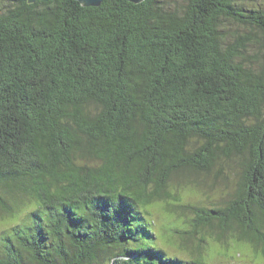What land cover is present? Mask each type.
I'll return each mask as SVG.
<instances>
[{"label":"trees","instance_id":"obj_1","mask_svg":"<svg viewBox=\"0 0 264 264\" xmlns=\"http://www.w3.org/2000/svg\"><path fill=\"white\" fill-rule=\"evenodd\" d=\"M263 5L0 0V264H264Z\"/></svg>","mask_w":264,"mask_h":264},{"label":"rangeland","instance_id":"obj_2","mask_svg":"<svg viewBox=\"0 0 264 264\" xmlns=\"http://www.w3.org/2000/svg\"><path fill=\"white\" fill-rule=\"evenodd\" d=\"M178 2L181 3V0H178ZM260 3L261 5H263L264 0H260ZM203 180L204 184L200 186L198 192L195 194H193L191 190H188L186 188H175L176 193L181 198V201H184L185 203L199 202L204 206L211 207L209 206L211 203H220L227 199V193L229 192L228 184L223 181H214L213 176L211 175L209 177H205ZM175 184L177 183H174V185ZM148 210L150 212V216H147V219H152L155 222L153 230L159 238V244L160 242H164V240L166 239V230L175 226H179L180 222L183 220L182 218H173V216L171 217L168 213L164 212L160 206H153ZM17 218L18 219L14 220V222L8 221L5 227L0 225V230L7 231L13 227L17 228V226L21 225L25 220L24 215H21V213L18 214ZM1 235L2 234H0V237ZM163 250L169 256L177 257L179 259L188 258L185 251H181L179 249L177 250L174 245H166L164 246ZM219 250L215 248V251L210 254V257L214 259L209 258L207 261L208 264H250L249 248H246L244 246L240 247V252L243 255L244 259L243 257L237 258L235 255L236 252L229 253L226 256L221 255L220 257H217L215 254H220ZM208 255L209 254L206 253L205 258H208ZM232 257H235V259H233Z\"/></svg>","mask_w":264,"mask_h":264},{"label":"water","instance_id":"obj_3","mask_svg":"<svg viewBox=\"0 0 264 264\" xmlns=\"http://www.w3.org/2000/svg\"><path fill=\"white\" fill-rule=\"evenodd\" d=\"M29 2H34L36 0H28ZM40 1H43V2H47V1H50V0H40ZM76 2H79L82 6L84 7H98L103 0H74ZM133 4H139L145 0H127Z\"/></svg>","mask_w":264,"mask_h":264},{"label":"flooded vegetation","instance_id":"obj_4","mask_svg":"<svg viewBox=\"0 0 264 264\" xmlns=\"http://www.w3.org/2000/svg\"><path fill=\"white\" fill-rule=\"evenodd\" d=\"M38 1V0H37Z\"/></svg>","mask_w":264,"mask_h":264}]
</instances>
